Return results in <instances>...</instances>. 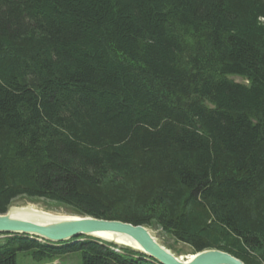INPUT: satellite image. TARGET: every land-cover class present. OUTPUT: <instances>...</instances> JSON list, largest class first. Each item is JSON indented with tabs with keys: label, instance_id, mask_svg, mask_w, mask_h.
Here are the masks:
<instances>
[{
	"label": "trees",
	"instance_id": "1",
	"mask_svg": "<svg viewBox=\"0 0 264 264\" xmlns=\"http://www.w3.org/2000/svg\"><path fill=\"white\" fill-rule=\"evenodd\" d=\"M19 196L264 264V0H0V213ZM3 235L0 264H158Z\"/></svg>",
	"mask_w": 264,
	"mask_h": 264
},
{
	"label": "water",
	"instance_id": "2",
	"mask_svg": "<svg viewBox=\"0 0 264 264\" xmlns=\"http://www.w3.org/2000/svg\"><path fill=\"white\" fill-rule=\"evenodd\" d=\"M4 213H0V233L8 235L21 234L52 243H67L70 240L77 241L79 236H89L120 245L114 240L116 239L114 236L103 238L98 235L103 233L121 234L134 240L141 248L139 251L154 259L158 264H246L240 258L216 248L195 251L196 254L199 252L202 254L190 260H182V258L175 257L164 250L150 234L148 227L119 220L78 215V219L72 220L64 226L50 227L39 223L4 219L2 218Z\"/></svg>",
	"mask_w": 264,
	"mask_h": 264
},
{
	"label": "rangeland",
	"instance_id": "3",
	"mask_svg": "<svg viewBox=\"0 0 264 264\" xmlns=\"http://www.w3.org/2000/svg\"><path fill=\"white\" fill-rule=\"evenodd\" d=\"M232 78L235 81H241V79L238 76H232ZM27 203H32L42 208L46 212H53L56 214H66V215L74 214L72 210H70L66 205H63V204H60L54 201H50L47 199H42V198H29L26 196H19V197H16L10 205H13V204L23 205ZM142 226L151 228L154 232L153 235L157 239V241H159L162 245L168 248L172 252V254H174L176 257L183 258L187 254L195 252L189 244L177 239L171 233L163 230V228L156 222H153L151 225H142ZM4 237H6V235L0 234V239ZM94 239H97V238H94ZM82 240L80 239H78L77 241L72 240L71 242H78ZM97 240H100V239H97ZM39 241L44 242L40 239ZM126 247L128 248V246L116 245V248L114 249L116 251H120L121 250L120 248H126ZM133 250L137 252L139 251L135 249ZM144 259L153 262L151 259H148L146 257H144ZM79 263H80V253L79 252L72 253V254H69L63 257L44 259L41 261L34 260L28 252L20 251L17 253V256H16V264H79Z\"/></svg>",
	"mask_w": 264,
	"mask_h": 264
},
{
	"label": "bare ground",
	"instance_id": "4",
	"mask_svg": "<svg viewBox=\"0 0 264 264\" xmlns=\"http://www.w3.org/2000/svg\"><path fill=\"white\" fill-rule=\"evenodd\" d=\"M79 217L77 214H56L53 212H46L42 208L32 204V203H27L23 205L19 204H13L10 205L7 209V211L2 214V218L4 219H10V220H17V221H27V222H33V223H39L43 224L46 226L50 227H60L66 225L68 222L72 220H76ZM150 234L154 237V232L151 228H148ZM0 234H6V233H0ZM98 236L108 237L109 236H114L116 239H114L118 244L123 245V246H128V248L135 249V250H141L140 246L131 238L123 236L121 234H116L113 235L112 233H103L99 234ZM155 238V237H154ZM39 241V239L34 238ZM42 241H47L44 239H40ZM157 241V239L155 238ZM48 242V241H47ZM157 243L164 248L167 252L172 254V252L166 248L164 245H162L159 241ZM123 249V248H122ZM209 249V248H206ZM203 249V250H206ZM207 251V250H206ZM205 252V251H203ZM202 254V252H199L196 254V252L187 254L185 257L182 258V260H190L193 259L194 257ZM144 255V254H143ZM175 256L174 254H172ZM204 256V255H202ZM176 257V256H175ZM157 263V262H156Z\"/></svg>",
	"mask_w": 264,
	"mask_h": 264
}]
</instances>
